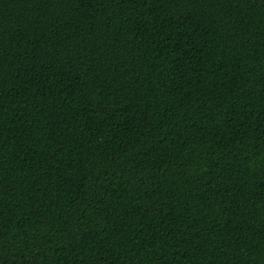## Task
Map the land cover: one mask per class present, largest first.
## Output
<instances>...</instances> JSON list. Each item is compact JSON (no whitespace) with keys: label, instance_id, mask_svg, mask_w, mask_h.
Listing matches in <instances>:
<instances>
[{"label":"trees","instance_id":"16d2710c","mask_svg":"<svg viewBox=\"0 0 264 264\" xmlns=\"http://www.w3.org/2000/svg\"><path fill=\"white\" fill-rule=\"evenodd\" d=\"M0 264H264V0H0Z\"/></svg>","mask_w":264,"mask_h":264}]
</instances>
